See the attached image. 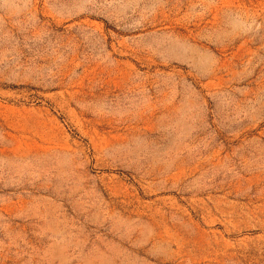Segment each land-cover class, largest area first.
<instances>
[{"label": "rangeland", "instance_id": "1", "mask_svg": "<svg viewBox=\"0 0 264 264\" xmlns=\"http://www.w3.org/2000/svg\"><path fill=\"white\" fill-rule=\"evenodd\" d=\"M0 264H264V0H0Z\"/></svg>", "mask_w": 264, "mask_h": 264}]
</instances>
